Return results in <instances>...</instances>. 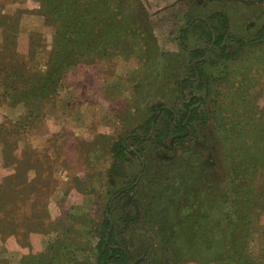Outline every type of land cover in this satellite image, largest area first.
<instances>
[{"label": "rangeland", "instance_id": "rangeland-1", "mask_svg": "<svg viewBox=\"0 0 264 264\" xmlns=\"http://www.w3.org/2000/svg\"><path fill=\"white\" fill-rule=\"evenodd\" d=\"M72 1L81 8L85 18L78 22L69 20L72 31L65 35L67 43H64L61 41L58 19L50 16L52 11L45 2L0 0V91H4V86L10 92L19 90L52 75L47 82L49 92L39 101L28 99L23 94L0 101V127L5 128L2 129L3 133L0 131V190L5 192L11 189L9 179L22 183L25 180L32 183L36 179L39 165L31 161H28V165L22 164L27 149L53 153L58 147L61 154L57 165L51 167V188L47 198L45 196L48 222L56 226L52 231V227L28 230L29 226L24 225L25 233L19 236L6 232L12 228V215L7 212L1 214L0 228L7 230L4 234L0 232V264H21L30 255H41L43 259L39 260L46 264L49 249L58 252L66 264H97L96 257L83 249L86 247L84 239L89 240V237L83 232L85 229L81 223L73 224L69 234L54 230L62 229L59 223L66 222L72 216L88 213L92 220L100 219L105 211L108 193L132 185L135 176L137 180L134 185L141 177L144 185L136 188L133 197L136 199L138 194L140 201L141 195L146 210L157 203L166 204L164 206L172 210L175 197V211L182 199L187 201L186 207L192 204L187 210L194 215L199 201L209 204L208 201L215 200L220 196V191L227 187L220 183L221 178L225 177L226 163L213 147L215 137L221 135L218 127H215L219 105L227 101L223 84L233 80L235 87L245 85L247 77L243 76L246 69L255 68L260 72L257 68L261 65L257 64L264 56V44L241 47L237 51L238 45L227 39V52L237 51V55L225 60L220 51L211 45L209 26L215 29V34L258 38L264 27V0ZM59 5V0H55V6ZM60 11L63 12V9ZM119 12L121 15L117 21L112 22L111 16L115 17ZM62 17L66 20L64 15ZM117 22L121 23L115 28ZM111 24L114 31L119 33L120 38L116 40L112 31L106 34ZM81 28L87 31L86 35ZM183 29L186 31L182 41L179 37ZM123 33L128 36H123ZM129 36L135 37L136 44L143 47V53L146 51L144 61L149 68H141L136 61L129 60L127 54L131 50L122 42ZM82 37L88 38L86 45L79 44ZM107 37L111 41L108 42L107 60L102 63L99 54L104 52L101 45L102 42L106 43ZM149 38L152 40V51L154 46L157 47L150 57L146 42ZM57 40L69 49L67 57L58 50L59 47H55ZM183 42L188 48L202 46L208 50L202 69L209 77V83L201 87L197 82H192L183 91L186 99L191 94L201 99L199 112L206 115V123L194 121L185 143L182 141L173 150H167L157 143L156 138L165 129L163 122H166V118L163 116L147 140L127 141L129 146L139 151L144 165L130 155L127 159L116 160L110 151L112 144L131 131L145 137L148 121L157 107L167 105L178 116L185 112L177 82L190 73L189 67L194 57L184 50ZM55 53H61L59 63L50 69V61ZM47 70L51 72L46 74ZM149 70L151 74H148ZM251 76L254 80L253 74ZM250 105L264 114V95L254 99ZM33 113L39 114V118H33ZM28 117L33 122L31 120V123L22 125L21 121ZM173 132L164 140L165 146L169 145ZM4 138L7 141H3ZM182 144L192 150L188 157L183 156L180 150ZM6 154L21 161V165L8 160ZM179 156L183 157L185 163L175 170L172 161ZM247 169L242 181L255 171V190H264L261 185L264 184V162L255 168L250 163ZM44 189L45 185H41V192L45 193ZM26 197L22 195L19 198ZM221 198L219 205L225 206L226 210L231 207L232 196ZM130 204L131 199L116 198L112 213L118 240L122 244L126 242L137 256L132 258V264H230L232 261L230 255L217 257L219 253L207 247L197 249L190 246L185 250L186 254L176 257L174 251L162 250L167 249V244H161V252L158 251L157 255L154 253L151 258L145 256L149 249L147 241L144 240L141 249L135 237L141 228L138 226L139 231H136V226L130 229V238L121 231L122 226L129 227V223L125 222L136 213L134 208H128ZM237 230L235 238L243 239L244 230L241 227ZM263 230L264 212L251 229L247 248L257 264H264ZM130 239H133L132 242ZM56 240L64 246L52 250L51 246ZM153 240L156 242L153 245L155 248L159 243L154 234ZM90 241L95 248L98 239ZM62 255L66 259L61 258Z\"/></svg>", "mask_w": 264, "mask_h": 264}, {"label": "trees", "instance_id": "trees-1", "mask_svg": "<svg viewBox=\"0 0 264 264\" xmlns=\"http://www.w3.org/2000/svg\"><path fill=\"white\" fill-rule=\"evenodd\" d=\"M42 2H45L48 5V9L52 11L50 16H55V18L58 19V23L60 24L58 25L60 26L59 33L63 39H61V41H64L65 43L67 39L65 35L72 31L70 29L69 20H75V22L84 20V12L79 6H75V2L72 0H59V6H55V0H42ZM47 5H45V7H47ZM60 9H63V12L60 11ZM62 15L66 17V20H63L64 18ZM120 15V12L115 17L112 15V22H116ZM199 19L206 22L203 18ZM120 23L121 22H117L115 28L119 27ZM79 25L83 26L82 23ZM113 26L114 25L111 24L109 31H106V34L112 31L113 35H115L114 39L116 40L117 37H119V33L117 34L114 31L115 28L113 29ZM80 30L86 35L87 31L85 29L81 28ZM213 30L215 31L214 28ZM213 30L209 26L211 45L220 51V54L225 60L235 57L237 51H239L241 47L264 44V27L261 29V36L254 39H247L239 35L223 33L215 34ZM185 31L186 29H183L179 37L182 41ZM117 32H119V30H117ZM127 33H123V36L127 37ZM110 39L111 38L108 39L107 37L106 43L102 42L101 49L104 52H102L101 55L99 54L102 63L107 60L106 53L108 42L111 41ZM134 39V36H129L128 39L126 38L122 40L123 44L128 46L131 50L130 54H127V56L130 57L129 60L136 61L141 68H144L143 66L149 68V64L144 61L145 55H147L146 51L143 53V47L138 46ZM227 39H231L236 45H238L236 52H227ZM61 41L57 40L55 47H59L58 50L62 51L64 56L67 57V54L69 55V49L66 47V44ZM87 41L88 38L86 39L82 37L79 44L86 45ZM146 42L149 44L150 50H148L147 53L150 57L157 47L153 45L154 51H152V40L149 38L146 39ZM117 43L118 41L115 45H117ZM182 47L194 57V61L189 67L190 73L187 74V76L178 79L179 82H177L180 89V96L184 103L185 112L178 116L175 110L167 105H160L157 107L156 111L152 114L153 116H151L148 121L145 137H142L135 131H131L129 134L119 138L112 144L110 151L116 160L127 159V156L130 155L137 158L141 165H144L145 162L139 151L129 146L127 141L129 139L133 141L147 140V138L150 137L152 130L161 121L160 119L163 116L166 118V122H163L165 129L158 133L156 138L157 143L167 150H173V148H175L176 145H180L182 141L185 143V138L190 131V125L194 121L201 120L202 124L206 123V115L199 112L200 106L202 105L201 99L195 94H191L190 98L186 99L183 91L184 88L192 82H197L201 87L204 83H209V77L202 69L203 64H205L206 61L205 55L208 50L202 46L188 48L184 42ZM142 54H144V56L143 58H140ZM60 56L61 53L54 54V59L50 61V69H53V66L59 63ZM146 60H148V58H146ZM258 65H261V67L257 68L260 72H257L255 68H252V70L250 68L245 70L243 76V78L247 77V83L245 85L235 87L234 85L236 84H233V80V82L227 80L226 84H223L225 85L223 88L224 97L227 98V101L221 102L219 105L220 110H218L219 115L215 120V127H218L219 130L217 131H220L221 135L215 137L213 144L214 151L222 158V161H225L226 163V172L223 174L225 177L221 178L220 183L227 185V187L224 191H220L219 197L215 198L213 201H208L210 202L209 204L206 201H199V204L197 203V208L195 209L196 214L194 215H190L191 211L187 210L192 207V204H189L190 207L188 208L186 207L187 201L185 202L182 199L180 203H177L179 208H176L177 211H175L174 201L177 200H175V197L173 199L172 210L170 207L168 208L164 206L166 204L163 205V203H157L156 206L150 207L146 210L143 205L144 199L141 198V195L140 201L138 194L136 199L133 197V192L136 191V188L139 186L143 187L144 185V182L141 179L142 177L138 183L134 185L137 180V177L135 176L132 185L123 186L116 192L110 191L108 193L109 197L105 205V211H103L100 219L96 221L92 220L88 213L79 215V217L72 216L69 217L66 222L59 223L62 229L55 228L54 231H63L69 234L73 224H76V222L81 223L82 228L85 229L83 232L86 233V237H89V240H87L88 238L84 239L86 247L83 249L88 251L90 256L94 255L96 257L97 264H132V258L137 256L131 252L130 246H128L126 242L122 244L118 240L116 235L117 226L112 213L113 204L116 198H128L132 200V204L128 205V208L130 210L134 208L136 213L126 220L125 223L128 222L129 227L126 228L122 226L121 231L130 238L128 234L130 229H133L136 226V231H139V227L141 228V231L138 234H135V237L139 240L141 249H143L144 240L147 241V248L149 249L145 253V256L151 258L154 253L157 255L158 251L161 252V244H167V249L163 248L162 250H165L166 252H171L172 250L176 257H181L182 254L185 253V250L190 246L197 249L207 247L209 250H216L219 253V256L217 257L222 258L226 255H230L232 258V261L229 262L230 264H257V262H255L248 254L247 248L251 229L254 227V223L257 219L261 218L264 212V190L260 192H256L255 190L257 187V174L255 171L254 174H250L243 181L242 179L245 176V172L248 171L247 168L250 163L255 168L264 162V114L262 111H258L250 105L254 99L264 95V56L257 66ZM50 72L51 71L47 70L46 74ZM148 74H151V70L148 71ZM251 74H253L255 78L254 80L252 79ZM51 76L52 75H47L44 77L46 80L40 83L36 81L28 84V86L22 89L13 90L12 92L8 91L6 86H4V91H0V101L3 102L4 98L13 99L16 95L21 96L22 94L28 99L34 101L37 99L39 101L41 100L40 98L47 96L49 92L47 89V82L50 80ZM152 80H154V78H152ZM150 85L149 91L152 90ZM32 117L35 119L39 118V114L33 113ZM31 120L33 122L31 117L24 118L21 121V124H29L31 123ZM16 125L18 127L19 122ZM2 129L5 128L1 126V132ZM172 131H174V135L170 138L169 145L165 146L164 140ZM3 141H7L6 138H4ZM180 147L183 156L188 157V154L192 150L189 149V147L184 146V144ZM29 149L25 152L26 158L25 160H22V164L28 165V161H31L39 165L37 166L36 179L32 183H27V180L22 183L20 180L14 181L13 179H9L8 186H10L11 189L6 190L5 192L0 190V215L5 212L12 215V218H10L12 221L10 224L12 225V228L8 231H6L7 228H0V232L3 234L6 231L11 234L22 236L25 233L24 225L29 226L28 230L52 227V231L56 226L48 222L49 215L46 209L45 196L47 198L48 191L51 188V167H53V165L56 166L57 162L60 161V150H58L57 147L55 148L57 151H54L53 153L48 151L44 153L36 149H31V151H29ZM7 159L21 165V161L16 160L15 157L11 158L9 155ZM184 163L185 160L182 156H179L172 161V165L176 168L175 170ZM25 183L31 185H26ZM41 185H45V193L41 192ZM261 185L264 186V184ZM96 192L98 193V191ZM155 192L160 193L159 190H156ZM11 195H15V197H12ZM22 195H27V197L20 199L19 197ZM221 195L223 198L226 196H232L231 207H228L227 210L225 206L219 205V200L222 199ZM174 214H176V216ZM146 224L148 225L147 227ZM239 227L244 230L243 233H241L245 236L240 240L235 238V233L236 231H239L237 230ZM148 234L150 236H148ZM153 234L159 243L155 248L153 245L154 243L156 244V242H153ZM168 234L170 236H168ZM262 234H264V230L262 231ZM94 238L98 239L95 248L91 246L90 241ZM132 240L130 239L131 242ZM53 242H51L49 246ZM62 246H64L63 243L56 240L51 246V249L62 248ZM248 257L253 262H251ZM46 258V264H66L60 259L58 252L51 251L50 249ZM61 258L66 259L63 255ZM39 259H43L41 255H30L29 257L24 258L21 264H45ZM83 263L84 262L80 264Z\"/></svg>", "mask_w": 264, "mask_h": 264}]
</instances>
